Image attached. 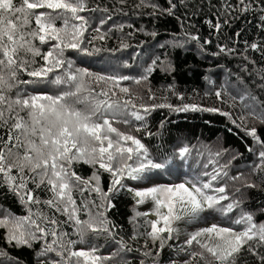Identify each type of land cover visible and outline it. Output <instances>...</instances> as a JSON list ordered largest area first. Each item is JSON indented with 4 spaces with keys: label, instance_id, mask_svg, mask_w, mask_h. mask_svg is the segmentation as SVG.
Returning a JSON list of instances; mask_svg holds the SVG:
<instances>
[{
    "label": "snow or ice",
    "instance_id": "snow-or-ice-1",
    "mask_svg": "<svg viewBox=\"0 0 264 264\" xmlns=\"http://www.w3.org/2000/svg\"><path fill=\"white\" fill-rule=\"evenodd\" d=\"M167 2L168 7L163 9L150 0H140L136 7H151L153 11L149 15L152 16H174L178 6L187 7L186 0ZM257 10L258 27L264 30V0H236L235 4L221 0L223 23L217 18L215 23L209 20L207 24L210 29L221 32L225 25L230 26L232 20L240 15H255ZM96 11L108 13L109 9L99 5L91 8L88 0H0V187L16 197L27 210L26 215L0 212V230L5 233L0 239L14 248L38 245L39 264H109L122 252L139 251L130 247L123 237L117 238L118 233L107 218V212L115 207V195L127 190L133 194L137 205L148 200L153 203L149 212H136L133 219L150 214L157 217L156 220L145 221L150 225V231L135 230L130 237L132 240L144 239L139 264H160L158 258L165 248H174L185 254L187 259L183 264H238L242 251H247L264 264V255L259 252L264 248V221L257 222L252 212L244 210L243 201L231 199L226 184L214 186V182L228 176L224 171L227 165L220 166V170L214 168L212 172H203L206 180L153 184L143 188L129 187L125 183L152 181L154 174L166 169L168 161L152 157L141 139L114 127L113 122L118 115L124 116L120 122L127 124L129 114L136 120H144L152 111L167 108L175 113H219L233 124L236 120L231 113L219 108L195 103L173 105L166 102L167 97L165 102L151 105H137L133 99H112L118 94L133 97L130 88L122 86V81L129 80V76L93 74L74 68L66 55L68 52L91 55L102 51L94 46L90 50L88 45L94 40L108 38V33L102 32L101 28L112 17L107 15L93 27L92 18L82 13ZM57 21L60 26H57ZM89 29L96 35L87 36ZM119 30L123 31V25ZM185 35L191 40L200 39L187 32ZM41 46H47V50H42ZM127 47L129 45L121 41L120 48L109 51ZM250 47L259 50L261 45L252 43ZM218 49L213 55L235 51L227 45H218ZM158 59H154L138 78H133L136 84L149 79L156 70ZM22 76L29 79H22ZM257 76L261 81L259 87L264 89V69ZM45 81L66 88L56 95L35 91ZM29 85L34 86L32 91L24 87ZM169 90L177 95L174 90ZM148 92V99L154 100L151 89ZM224 92L225 88L215 92L222 102H226ZM244 98L240 97L241 100ZM177 99L183 101L184 97L177 95ZM245 108L250 109L251 106L245 105ZM248 115L264 124V102H261V112L251 109ZM246 118L240 117L241 121ZM242 130L259 148V151L252 147L248 149L259 161L254 170H264V139L255 127L247 128L245 125ZM147 135L153 133L148 132ZM188 154V147L180 149L181 157ZM78 165L88 166L90 173L81 175L77 171ZM104 174L109 177L106 189ZM230 179L239 180L241 177ZM244 187L256 188L257 185L245 182ZM41 193L46 198L42 199ZM205 213H218L224 217L236 215L227 226L213 223L189 234L184 241L187 247L169 243L178 235L173 226L176 222L195 219ZM85 216L87 218H83ZM161 222L163 226H158ZM89 237H105L119 247L108 256L100 255L96 245L78 247L87 245ZM193 244L199 250H192ZM0 257L4 258L0 264H5L8 253L0 249ZM10 264H19V261L12 258ZM119 264L129 262L121 258ZM170 264H177V261L172 260Z\"/></svg>",
    "mask_w": 264,
    "mask_h": 264
},
{
    "label": "trees",
    "instance_id": "trees-1",
    "mask_svg": "<svg viewBox=\"0 0 264 264\" xmlns=\"http://www.w3.org/2000/svg\"><path fill=\"white\" fill-rule=\"evenodd\" d=\"M150 2L158 5L161 9L168 7L167 0H150ZM229 2L235 4L236 0H229ZM139 3L140 0H125L124 3H121L120 0H88L91 8L99 5L100 8L109 9L108 13L102 11L82 13L92 18L93 27L99 25L101 19L111 15V20H108L101 28L102 32L108 33V38L104 41L94 40L93 44L88 45L90 50L93 46L101 48L102 51L99 53L91 55L76 52L66 53L74 68L87 70L93 74L129 76V80L122 81V86L129 87L134 94L133 97L118 94V97L112 99H133L137 105H151L163 103L165 102L164 98L167 97L166 102L173 105L195 103L203 107L219 108L224 112L231 113L236 124L231 123L228 117L219 113L200 111L175 113L170 112L167 108L152 111L144 120H136L129 114L126 117L127 124L120 122L125 117L118 115L113 122L114 127L141 139L152 157L168 161L165 170L154 174V179L158 183L152 181H125V183L129 187H140L146 183L149 186L164 185L167 182L179 184L192 180L195 176L203 177L202 173L205 171L212 172L214 168L220 170V166L227 165L224 171L228 172V176L218 183L214 182V186L226 184L227 194L231 199L243 201L244 210L252 212L257 222L264 221V170H254V165L259 161L254 152L248 151L249 147L255 148L256 151H259V148L254 144L252 137L245 135L242 130L245 125L247 128L255 127L258 135L264 139V124H260L258 120L248 115L251 109H255L257 113L261 112V102H264V89L259 87L261 81L257 76V73L264 69V30L258 27L260 24L258 10L255 15L253 13L240 15L238 19L232 20L230 26L225 25L221 32H216L209 28L207 21L211 20L215 23L219 18L223 23L224 17L220 16L221 0H186L187 7L178 6L174 16L149 15L153 9L151 7H136ZM233 15L239 14L233 13ZM178 17L179 19H177ZM121 25H123V31L119 30ZM57 26H60L59 21H57ZM153 32L156 33L155 36L151 35ZM186 32L198 36L199 41L191 40L189 36L185 35ZM129 33L132 35L129 36ZM86 35L91 37L96 33L89 29ZM206 40L210 43L206 44ZM121 41L128 44L129 47L120 51H109V49L120 48ZM252 43L261 45L260 49H251ZM218 45H227L228 48L235 49V51L232 54L213 55L219 51ZM41 47L42 50H47V46ZM157 58L159 59L156 70L149 76V79L136 84L133 78H138L144 69ZM22 79L29 78L22 76ZM89 85L91 86V82ZM24 87L32 91L34 86ZM62 88H66V86L57 87L45 81L35 91L56 95ZM222 88L226 89V92L223 93V99L226 102L218 100L215 96V92ZM148 89H151V93L155 95L154 100L148 99L150 94ZM169 89L174 90L177 95H183L184 100L177 99V95H173ZM116 91L118 92V89ZM241 96L245 98L241 100ZM135 97H143V99ZM232 97H236V99L233 100ZM251 97L256 99L253 100ZM245 105H250L251 108L247 109ZM141 114L143 115L142 110ZM241 116L247 118L241 121ZM237 125H241V127H237ZM137 128L140 131H136ZM148 132L153 135H147ZM183 147L190 149V154L185 157L179 155L180 149ZM216 153H220V155L216 156ZM205 165L208 167L205 168ZM77 171L86 176L91 169L86 165H78ZM236 176H240L241 179H230V177ZM203 178V180L207 179ZM108 180V175L104 174L105 189L108 186ZM245 182L254 183L257 187L246 188L244 187ZM187 186L191 187V184ZM238 188L240 191H236ZM40 195L42 199L46 198L45 194L41 193ZM113 203L115 207L107 212V218L114 225V231L118 233L117 238L123 237L130 247L139 251L122 252L119 257L109 261V264H119L121 258L128 261L129 264H139L144 239L138 237L136 240H132L130 237L135 230L150 231V225L145 221H152L153 217L148 215L133 219L136 212L144 213L150 210L144 208L146 203L137 205L133 194L127 190L119 191L115 195ZM3 211L15 215L27 214L26 208L19 203L18 199L5 188L0 187V212ZM238 211L239 209H237V213ZM235 215L236 213L231 214L230 217L223 216L226 219L223 222L228 225L230 219L235 218ZM217 216L221 215L217 213ZM185 221L193 220L186 218L180 222L184 224ZM158 226H163L162 222ZM234 227L238 228V226ZM191 233L178 230L174 241H169V243L187 247L184 245V241ZM3 235L5 233L0 230V236ZM73 238L76 237L73 236ZM88 244L89 246L96 245L102 256L116 252L119 247L114 241L105 237H89ZM82 246L78 245V247ZM191 248L199 250L195 244ZM0 249L8 253L5 264H10L12 258H16L19 264H39L41 260V257L38 256L40 251L38 245H34L33 248H14L5 240L0 239ZM259 252L264 255V248H260ZM3 259L0 257V260ZM158 259L160 264H170L172 260L177 261V264H183L187 256L178 253L174 248H165ZM238 264H260V261L247 251H242Z\"/></svg>",
    "mask_w": 264,
    "mask_h": 264
},
{
    "label": "rangeland",
    "instance_id": "rangeland-1",
    "mask_svg": "<svg viewBox=\"0 0 264 264\" xmlns=\"http://www.w3.org/2000/svg\"><path fill=\"white\" fill-rule=\"evenodd\" d=\"M175 165H177V163H175ZM203 179H204L203 177H200V176L196 177L195 176V178L192 179V180H203ZM152 182L158 183V181L156 179H153ZM166 184H169V182H167ZM148 186H149V184L146 183V184L140 185L139 188L148 187ZM133 187H137L138 188V186H133ZM188 187H190V186H188ZM144 208L147 209V210H151L153 208V203L151 202V200H148L146 202ZM180 214H182V213H180ZM150 215L153 217L152 218L153 220L156 219V216L154 214H150ZM192 220L193 221H190V222L189 221H185L184 224L182 222L178 221L173 226L177 230H179L181 232H184V233L195 232V231H197L199 229L208 227V226H210L213 223H217V224H221V225L227 226L226 225L227 223L223 222L226 219L223 218V216H217V213L206 214V215L203 214L202 216L197 217V218L192 219ZM88 246H89V244L88 245H83L82 247H88Z\"/></svg>",
    "mask_w": 264,
    "mask_h": 264
}]
</instances>
